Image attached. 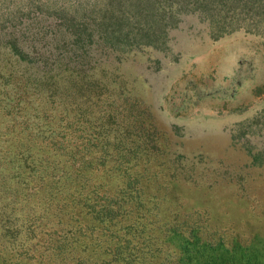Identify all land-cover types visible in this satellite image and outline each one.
I'll use <instances>...</instances> for the list:
<instances>
[{"label": "trees", "instance_id": "obj_1", "mask_svg": "<svg viewBox=\"0 0 264 264\" xmlns=\"http://www.w3.org/2000/svg\"><path fill=\"white\" fill-rule=\"evenodd\" d=\"M184 14L264 42V0H0V264H264V232L177 193L186 162L121 64Z\"/></svg>", "mask_w": 264, "mask_h": 264}, {"label": "rangeland", "instance_id": "obj_2", "mask_svg": "<svg viewBox=\"0 0 264 264\" xmlns=\"http://www.w3.org/2000/svg\"><path fill=\"white\" fill-rule=\"evenodd\" d=\"M121 64L140 74L163 145L186 162L191 182L177 193L243 236L264 232V211L256 212L264 209V167L246 154L264 155V113L253 122L264 107L261 38L240 29L212 39L203 21L184 14L163 49L140 51Z\"/></svg>", "mask_w": 264, "mask_h": 264}]
</instances>
